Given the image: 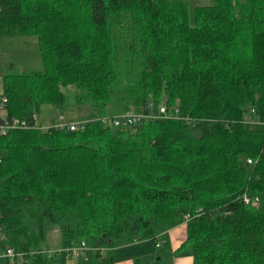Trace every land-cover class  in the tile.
Segmentation results:
<instances>
[{"label":"trees","instance_id":"trees-1","mask_svg":"<svg viewBox=\"0 0 264 264\" xmlns=\"http://www.w3.org/2000/svg\"><path fill=\"white\" fill-rule=\"evenodd\" d=\"M211 1L192 24L184 0H0V40L36 36L45 66L4 77L0 123L29 127L0 135L3 249L60 264L33 254L52 223L79 264H116L186 224L192 264H264V0ZM68 86L90 122L43 130ZM113 100L171 117L103 123Z\"/></svg>","mask_w":264,"mask_h":264},{"label":"rangeland","instance_id":"rangeland-1","mask_svg":"<svg viewBox=\"0 0 264 264\" xmlns=\"http://www.w3.org/2000/svg\"><path fill=\"white\" fill-rule=\"evenodd\" d=\"M190 8L191 23H194V9L200 5H211V0H184ZM119 57V56H118ZM123 63L126 60L121 59ZM45 66L41 59L38 38L36 36L16 37L6 40H0V95L4 88V77L8 74L29 73L32 71H44ZM66 101L61 107L53 105H44L40 109L37 124L43 130L49 127H58L61 124L77 123L82 121L89 114L88 105H80L77 102V90L74 86H68L63 89ZM118 95V93H116ZM117 97V96H116ZM113 100L109 106V114H120V108ZM120 108V109H119ZM123 114V113H122ZM121 114V115H122ZM61 120V118H63ZM250 120H252L250 118ZM245 164V160H241ZM253 205L256 208L264 207V194L255 195L252 198ZM165 237H161L158 243L165 244ZM55 255V252L63 251V236L61 226L58 224H47L46 239L37 248V251H44ZM191 250L190 246L183 248L182 253ZM34 250V252H37ZM175 251V250H174ZM180 251L173 252L170 248L157 246L149 241L130 243L115 249L114 256L116 264H173L174 256ZM60 264H79L81 259L75 257L65 258L57 257ZM0 264H33L31 258L13 257L11 260L2 258Z\"/></svg>","mask_w":264,"mask_h":264},{"label":"built area","instance_id":"built-area-1","mask_svg":"<svg viewBox=\"0 0 264 264\" xmlns=\"http://www.w3.org/2000/svg\"><path fill=\"white\" fill-rule=\"evenodd\" d=\"M5 103H7L6 98H4L3 102L0 103V112L4 109ZM167 117H171V115L168 116L167 108L162 105V106H160L158 113H153V112L137 113L134 111H127L122 115L102 118L99 120L102 121L103 123L112 122L114 125L118 126L121 124L135 125V124H139L140 122H143V120L160 119V118H167ZM63 119H64V117L61 118V120H63ZM89 122L90 121L85 120V121H80L77 123L61 124L58 127L66 128L70 131L83 130ZM248 122L254 124V122H252V121L251 122L248 121ZM28 127H29V125H28L27 121H25V120H20V119L7 120L6 119L0 123V135H4V134L8 133L12 129H26ZM0 161H1V159H0ZM248 163L251 164L252 160H248ZM244 201L246 203H249L251 200L248 196H245ZM3 238H4V236H3L2 229L0 226V261L2 258H8L9 260H11L13 257L14 258L15 257H24L23 253H15V251L11 248L3 249L2 245H1ZM156 246L160 247L161 244L157 243ZM90 250H91V248H89L87 243L83 241L80 244L65 248L63 251L55 252V255L48 253V250L45 247H44V251L33 252V254L43 253L44 255H47L49 258H51L53 256H60V257L63 256L65 258L75 257L78 259H83V258L87 257V253Z\"/></svg>","mask_w":264,"mask_h":264},{"label":"crops","instance_id":"crops-1","mask_svg":"<svg viewBox=\"0 0 264 264\" xmlns=\"http://www.w3.org/2000/svg\"><path fill=\"white\" fill-rule=\"evenodd\" d=\"M81 119L82 121L88 120V118H81ZM162 236L165 237L164 240L165 244L160 243L161 246L157 248H162L166 246L167 248H170L173 252L178 253V249L181 247L182 243L187 238V225L186 224L178 225L170 229L166 233H164ZM173 259H174L173 264H192L193 262L192 252L190 250L183 254L182 251H180V253L176 254Z\"/></svg>","mask_w":264,"mask_h":264},{"label":"bare ground","instance_id":"bare-ground-1","mask_svg":"<svg viewBox=\"0 0 264 264\" xmlns=\"http://www.w3.org/2000/svg\"><path fill=\"white\" fill-rule=\"evenodd\" d=\"M107 111V110H106ZM107 115V114H106ZM105 116V115H104ZM95 122V121H94Z\"/></svg>","mask_w":264,"mask_h":264}]
</instances>
